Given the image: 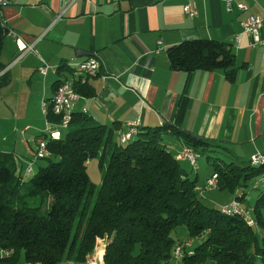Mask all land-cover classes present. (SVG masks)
I'll use <instances>...</instances> for the list:
<instances>
[{
	"label": "trees",
	"instance_id": "16d2710c",
	"mask_svg": "<svg viewBox=\"0 0 264 264\" xmlns=\"http://www.w3.org/2000/svg\"><path fill=\"white\" fill-rule=\"evenodd\" d=\"M8 33L0 17V94L11 79L1 58ZM167 57L174 71L222 70L230 82L236 79L235 54L220 41H184L168 48ZM58 72L68 77L72 69L66 65ZM74 88L83 97L94 95L88 82ZM71 115L65 138L49 140L47 164L30 179L18 173L13 154L0 151V251H13L2 263L86 264L97 240L108 239L101 264H264V188L252 207L255 226L207 206L196 189L197 177L190 178L168 151L164 136L177 135L199 156L219 144L164 125L138 129L123 146L115 140L116 127ZM46 119L62 120L51 106ZM96 158L105 168L99 190L88 174ZM214 171L219 183L236 193L263 175L264 167L217 160ZM181 226L189 240L201 243L185 248L177 261L172 234Z\"/></svg>",
	"mask_w": 264,
	"mask_h": 264
},
{
	"label": "crops",
	"instance_id": "0c3cea01",
	"mask_svg": "<svg viewBox=\"0 0 264 264\" xmlns=\"http://www.w3.org/2000/svg\"><path fill=\"white\" fill-rule=\"evenodd\" d=\"M3 1L7 3L0 8L2 25L22 41L16 42L8 33L2 52L11 79L0 97L6 98L16 118L15 123L11 120L14 133L6 132L2 140L16 136L11 154L22 176L44 128L35 125L40 133L34 145L24 140V155L19 153L15 144H19L16 128L24 122L20 114L30 113L31 103L44 114L42 103L51 105L55 83L65 78L58 69L91 56L100 61L98 76L87 81L94 95L81 96L71 113L116 127L118 143L128 124L138 122L140 130L167 125L210 140L220 147L206 152L229 155L240 166H246L244 161L249 162L256 151H264V45H252L241 26L250 14L264 16V0H235L248 9L232 12L227 11L226 0H190L198 10L194 18L183 11L187 0ZM261 36L264 39V26ZM197 39L231 47L237 69L234 82L222 70L187 73L170 68L168 48ZM27 44H34L33 49L21 57ZM44 63L49 65L45 75L40 70ZM28 130L25 125L21 134ZM182 144L177 135H165L166 148L176 158ZM179 162L190 178L197 177L198 186L213 173L200 179L188 162ZM36 166L39 169L42 162L38 160ZM243 195L242 202L247 199ZM106 244V239L97 240L91 259L100 252L102 260Z\"/></svg>",
	"mask_w": 264,
	"mask_h": 264
},
{
	"label": "built area",
	"instance_id": "2783aa9c",
	"mask_svg": "<svg viewBox=\"0 0 264 264\" xmlns=\"http://www.w3.org/2000/svg\"><path fill=\"white\" fill-rule=\"evenodd\" d=\"M6 1L0 0V6L6 4ZM226 8L228 12H232L235 8L240 11H247V6L242 3L236 2L235 0H226ZM184 13L189 18H194L198 15V10L190 0H187L186 4L183 7ZM243 33L248 34L252 38V45H264V39L261 36V30L264 26V16H258L250 14L241 22ZM9 34L16 40V42L20 43L22 40L20 36L14 32H9ZM240 36H237L236 40L239 41ZM34 44H27L23 47L22 55L27 50H32ZM20 57V56H19ZM77 72L72 73L68 77H65L61 84L56 89V92L53 96V113L55 115H59L61 117L60 124H50V122L46 121L47 129L45 136L51 134H59L58 128H67L72 117H68L66 112H60V102H68L69 107L74 106L81 95L75 91V84L80 82L81 84L87 83L89 78H94L98 76L100 72V61L95 56H91L87 58L85 61L76 63ZM49 69V65L46 63L40 68L41 72L45 75ZM43 109V103H42ZM128 131L125 133H121L119 140L123 142L126 139H132L135 137V130L139 129L138 122L129 123ZM55 126V127H53ZM56 128V129H54ZM37 150L31 152V160H29L27 164L26 173L29 175L33 173L34 166L38 160L44 159L49 155L48 147H45V137L43 134L38 136L37 138ZM178 158L180 161H186L190 164L193 170L198 168V160H199V152H197L192 146L182 144L181 150L178 152ZM264 160V151H257L252 154L249 159V164H252L254 161ZM262 180H254L253 189H257L258 186L261 185ZM219 185V177L217 173L212 174L208 177L205 183L201 186H197L196 189L200 194L214 191L218 188ZM227 208H235L241 209L246 213V219L252 223L251 220V208L244 207L242 201L239 199V196L236 197L226 206ZM192 245L191 240L184 241L182 243H178L173 251L174 259L180 261L183 258V250ZM10 249H2L0 251V262H3V256H10ZM102 254L97 253L92 260H89L88 264H100V257ZM4 264V263H3ZM27 264V263H24Z\"/></svg>",
	"mask_w": 264,
	"mask_h": 264
},
{
	"label": "rangeland",
	"instance_id": "374dc122",
	"mask_svg": "<svg viewBox=\"0 0 264 264\" xmlns=\"http://www.w3.org/2000/svg\"><path fill=\"white\" fill-rule=\"evenodd\" d=\"M5 100H6V98L4 96L0 97V151L5 152V150H6L8 153H12L14 151L13 147H14V143L16 140L15 139L16 136L13 135L12 137H8L7 141L2 140V137H4V135L5 136L8 135L6 133L8 131L11 132L10 135H12L14 133V129L11 126V120H14L13 122L15 123L16 118L13 119V117H15L14 116L15 114L13 113V111L10 108H8V106L6 105L7 102H5ZM33 104L34 103H31L32 111H30V113L28 112L27 114H24V113L20 114V120L24 121V122H22L21 127L16 128L17 129L16 135L19 139L18 140L19 144H15V145L18 148L19 153H21L23 155H24V152H22V150H24V149H23L22 142L24 140H29L31 142V145H34L36 137L40 133V132L38 133V129L36 128V126L42 125V127L44 128V130L42 129L43 130L42 133L39 134L40 136L43 134V136L45 137V133H46V129H47V124H46L44 114L41 112V110L38 111L37 108L35 107V105H33ZM25 117H26V119H25ZM33 123H35V124H33ZM25 125H29L30 130H28L24 134H21V129ZM58 129L60 132V137L65 138L66 134L68 133V129L67 128H65V129L58 128ZM71 129L72 128L70 127V130ZM45 139H46V141H49L50 136L47 135L45 137ZM164 142H165V136H164ZM127 144L128 143H125L122 145L125 146ZM19 149H21V150H19ZM218 151H221V150H218ZM228 156L220 155V154L214 153V152L202 153V155L200 156V158L198 160V165H197L198 168L196 169L197 173L200 176L199 178L201 179L207 175H211L212 171L214 173L215 172L214 171V163L217 162V160L219 161V159H221V160L223 159L225 163H231V158ZM40 161L42 162V166H45L47 164L45 159H41ZM244 163H248V161H244ZM185 169L189 172L191 171L190 167H188V166H186ZM37 171H38V168L36 166L33 169V173L29 174L30 176H28L27 173H24L23 174L24 179L25 180L30 179L32 176H34L36 174ZM104 171H105V168L100 166V161L98 158L93 159L90 162V164L88 165L89 178H90L91 182L95 185L97 190H99V188L102 184V178L104 175ZM263 175L259 176L256 179L260 180ZM256 179H254V180H256ZM254 180H252L251 182L248 183V187H244V188L242 187L241 189L237 190L236 193H231L225 187L224 183L220 182L217 190L206 192L203 195L200 194L199 197H200L201 201L204 204H206L207 206L214 207L217 209H221L222 207L229 204L236 197V195L241 197L242 193L245 192L247 199L244 202H242V204L244 207H250L251 208L255 204V201L259 195V192L264 188V183H261V185L258 186V189H253ZM228 201H230V202H228ZM45 209H48V205L44 208V210ZM172 236L175 239L176 243H180V242H184V241L189 240L185 226H181V227L177 228L173 232ZM106 242H108V239H106ZM191 242H192V245H191L192 249H194L195 247H197L201 243V239L191 240ZM205 264H214V263H212L211 261H207Z\"/></svg>",
	"mask_w": 264,
	"mask_h": 264
},
{
	"label": "bare ground",
	"instance_id": "6f19581e",
	"mask_svg": "<svg viewBox=\"0 0 264 264\" xmlns=\"http://www.w3.org/2000/svg\"><path fill=\"white\" fill-rule=\"evenodd\" d=\"M0 8H1V6H0ZM68 66L72 69V73H76L77 72V65H76V63H71ZM50 106H51V108L53 110V100H52V103H51ZM48 107H49L48 104L46 102H43V112H44L45 116H46ZM72 107L73 106L69 107V103L68 102H60V112H66V114L68 115V117H72V115H71L72 114L71 113ZM50 124H52V123H50ZM138 132H139L138 129L135 130V136L138 134ZM48 136H50V141L51 140H58V139H60V135L59 134H51V135H48ZM129 140H131V139H126L122 143H126ZM48 143H49V141H46V139H45V147L48 146ZM177 159H179L178 158V155H177ZM250 165L253 166V167H264V160L254 161ZM260 180H262L261 183H264V175L262 176V178ZM221 209H222V213L225 214V215H231V216L236 215V216H240L250 226H255L256 225V220L254 218V213H253L254 211H253V208L252 207H251V220H252V223L250 221H248V219H246V213L244 211H241V209L227 208V207H222ZM10 253L12 255L13 254V251L10 250ZM10 256H3V259L8 258V257L10 258ZM90 260H92V259H90ZM88 263L89 262H87L86 264H88ZM0 264H3V263L0 262ZM100 264H101V257H100Z\"/></svg>",
	"mask_w": 264,
	"mask_h": 264
},
{
	"label": "water",
	"instance_id": "95a60500",
	"mask_svg": "<svg viewBox=\"0 0 264 264\" xmlns=\"http://www.w3.org/2000/svg\"><path fill=\"white\" fill-rule=\"evenodd\" d=\"M193 137L197 140L201 139L199 136L193 135Z\"/></svg>",
	"mask_w": 264,
	"mask_h": 264
}]
</instances>
